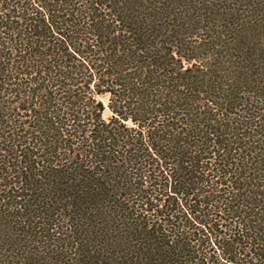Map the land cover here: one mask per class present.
Here are the masks:
<instances>
[{"label": "trees", "instance_id": "16d2710c", "mask_svg": "<svg viewBox=\"0 0 264 264\" xmlns=\"http://www.w3.org/2000/svg\"><path fill=\"white\" fill-rule=\"evenodd\" d=\"M0 264H264V0H0Z\"/></svg>", "mask_w": 264, "mask_h": 264}, {"label": "rangeland", "instance_id": "374dc122", "mask_svg": "<svg viewBox=\"0 0 264 264\" xmlns=\"http://www.w3.org/2000/svg\"><path fill=\"white\" fill-rule=\"evenodd\" d=\"M101 100L104 102V104L106 105V109L104 111V117L105 118H108L110 116V111L107 107V104H108V96H103L101 97Z\"/></svg>", "mask_w": 264, "mask_h": 264}]
</instances>
